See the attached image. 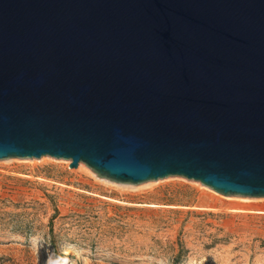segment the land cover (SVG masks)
<instances>
[{"label":"water","instance_id":"95a60500","mask_svg":"<svg viewBox=\"0 0 264 264\" xmlns=\"http://www.w3.org/2000/svg\"><path fill=\"white\" fill-rule=\"evenodd\" d=\"M264 198V0H0V160Z\"/></svg>","mask_w":264,"mask_h":264},{"label":"rangeland","instance_id":"374dc122","mask_svg":"<svg viewBox=\"0 0 264 264\" xmlns=\"http://www.w3.org/2000/svg\"><path fill=\"white\" fill-rule=\"evenodd\" d=\"M69 164L0 160V264H264V198L178 176L115 186Z\"/></svg>","mask_w":264,"mask_h":264},{"label":"bare ground","instance_id":"6f19581e","mask_svg":"<svg viewBox=\"0 0 264 264\" xmlns=\"http://www.w3.org/2000/svg\"><path fill=\"white\" fill-rule=\"evenodd\" d=\"M81 164V163H80ZM81 166V165H80ZM81 167H83V166H81ZM84 169V168H83ZM101 181H103V182H105V183H109V184H113V185H115V186H122V187H132V186H129V185H122V184H115V182L114 183H112L111 181H109V180H101ZM257 213H262V211H258Z\"/></svg>","mask_w":264,"mask_h":264}]
</instances>
